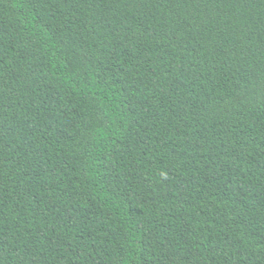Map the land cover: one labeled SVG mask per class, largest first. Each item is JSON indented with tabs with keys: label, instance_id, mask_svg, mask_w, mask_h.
<instances>
[{
	"label": "trees",
	"instance_id": "16d2710c",
	"mask_svg": "<svg viewBox=\"0 0 264 264\" xmlns=\"http://www.w3.org/2000/svg\"><path fill=\"white\" fill-rule=\"evenodd\" d=\"M0 264H264V0H0Z\"/></svg>",
	"mask_w": 264,
	"mask_h": 264
}]
</instances>
